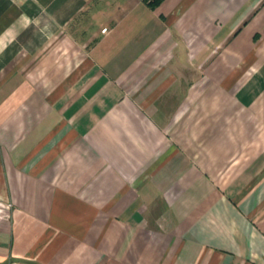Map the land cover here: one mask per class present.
I'll list each match as a JSON object with an SVG mask.
<instances>
[{
    "label": "crops",
    "instance_id": "obj_1",
    "mask_svg": "<svg viewBox=\"0 0 264 264\" xmlns=\"http://www.w3.org/2000/svg\"><path fill=\"white\" fill-rule=\"evenodd\" d=\"M0 264H264V0H0Z\"/></svg>",
    "mask_w": 264,
    "mask_h": 264
},
{
    "label": "built area",
    "instance_id": "obj_2",
    "mask_svg": "<svg viewBox=\"0 0 264 264\" xmlns=\"http://www.w3.org/2000/svg\"><path fill=\"white\" fill-rule=\"evenodd\" d=\"M153 0H146V3L152 2ZM10 204H5L0 202V212H2L4 209H9Z\"/></svg>",
    "mask_w": 264,
    "mask_h": 264
},
{
    "label": "trees",
    "instance_id": "obj_3",
    "mask_svg": "<svg viewBox=\"0 0 264 264\" xmlns=\"http://www.w3.org/2000/svg\"><path fill=\"white\" fill-rule=\"evenodd\" d=\"M146 2V0H144ZM163 0H153L152 2L147 3L150 7H156L160 4Z\"/></svg>",
    "mask_w": 264,
    "mask_h": 264
}]
</instances>
